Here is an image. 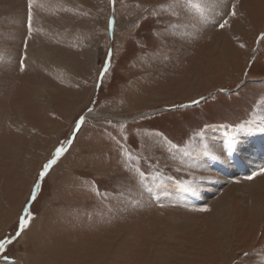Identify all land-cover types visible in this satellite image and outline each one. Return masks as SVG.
<instances>
[{
	"label": "rangeland",
	"instance_id": "374dc122",
	"mask_svg": "<svg viewBox=\"0 0 264 264\" xmlns=\"http://www.w3.org/2000/svg\"><path fill=\"white\" fill-rule=\"evenodd\" d=\"M203 5L33 0L29 37L28 0H0V237L32 214L17 264H264V176L245 179L264 161H236L264 151L237 128L264 115V0Z\"/></svg>",
	"mask_w": 264,
	"mask_h": 264
},
{
	"label": "snow or ice",
	"instance_id": "6c2138e0",
	"mask_svg": "<svg viewBox=\"0 0 264 264\" xmlns=\"http://www.w3.org/2000/svg\"><path fill=\"white\" fill-rule=\"evenodd\" d=\"M113 3H115V0H113ZM186 3L190 5L192 8L201 10L203 8V0H186ZM33 0H28V16H27V35L30 37L31 33L33 31V23H32V8ZM161 7H164L163 5ZM230 14L231 16L236 15V7L235 4L231 6L230 9ZM115 23L114 18L109 20V27H112ZM228 24L227 20H224L223 23H220V27L223 28ZM259 39L264 40V32H261L259 34ZM23 47L26 49L27 44L25 43ZM243 47V45H241ZM26 57V52L24 53ZM111 53L108 54V58L106 59V62L104 63V66L102 70L99 73V80L102 83L103 82V77L107 74L109 71V66L111 64ZM19 67L21 71H24L26 65L23 63V60L20 61ZM195 103V101H194ZM260 104L264 106V97L261 98ZM91 111V109H89ZM84 123V117H80L79 120L76 122V131H79L80 126ZM238 130L240 131H247V132H252V131H260L264 132V115L259 117V123L256 122V119L253 118L250 121H245L244 123H241L237 126ZM235 132L236 129L233 130L232 133L228 135V141H229V147L234 145L237 141L235 138ZM198 136H202V132L197 133ZM68 143H71V141H68ZM67 151L65 146L61 144L59 147L55 148L54 154L52 155L51 159H48L46 163L42 165V170L38 173V177L36 181L34 182V188L31 192V199L33 201L36 200L37 198V193L40 192L41 190V185L44 180V178L48 175L50 169L57 163L59 158ZM204 154L212 156L213 153L209 150V146L207 144H204ZM125 155H129L127 152ZM219 158V157H215ZM257 176H264V165L260 166L257 170L253 171L250 175L246 176L245 179L247 180H252L256 178ZM185 191L187 192H192L195 193V188L193 187H187L185 188ZM202 210H207V209H202ZM22 211L25 213V215L20 216L18 218V230L15 232L13 236H4L0 237V253L3 255L0 256V259H3L4 264H17L16 260L13 259L9 254H8V249L10 246L14 244V242L21 236V234L25 231L26 228H28L29 223H30V217H31V212L29 208L25 207L22 209ZM244 255H248V253H245Z\"/></svg>",
	"mask_w": 264,
	"mask_h": 264
},
{
	"label": "bare ground",
	"instance_id": "6f19581e",
	"mask_svg": "<svg viewBox=\"0 0 264 264\" xmlns=\"http://www.w3.org/2000/svg\"><path fill=\"white\" fill-rule=\"evenodd\" d=\"M261 139L263 140L264 137L261 138ZM251 151H253V150L252 149H248L247 150V152L249 153L248 155L245 154V151H241L240 152L241 154H237V160L236 161H240V160L244 161L243 164H241L240 166H238V169H240V170H244V169H250V170H252V169H254L257 166V164L259 163L260 160L264 161V151H262V153L260 151H258V150L257 151H253V152H251ZM215 188L218 189L217 186H215ZM24 235H25V231L23 232V236Z\"/></svg>",
	"mask_w": 264,
	"mask_h": 264
},
{
	"label": "water",
	"instance_id": "95a60500",
	"mask_svg": "<svg viewBox=\"0 0 264 264\" xmlns=\"http://www.w3.org/2000/svg\"><path fill=\"white\" fill-rule=\"evenodd\" d=\"M69 145V144H68ZM67 148V147H66Z\"/></svg>",
	"mask_w": 264,
	"mask_h": 264
}]
</instances>
